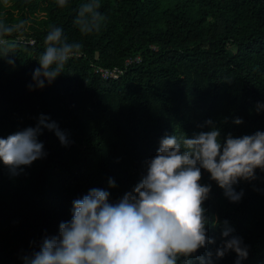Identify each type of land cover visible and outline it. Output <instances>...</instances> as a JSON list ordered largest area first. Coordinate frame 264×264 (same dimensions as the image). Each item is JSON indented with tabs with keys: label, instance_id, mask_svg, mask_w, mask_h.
Masks as SVG:
<instances>
[{
	"label": "trees",
	"instance_id": "16d2710c",
	"mask_svg": "<svg viewBox=\"0 0 264 264\" xmlns=\"http://www.w3.org/2000/svg\"><path fill=\"white\" fill-rule=\"evenodd\" d=\"M82 2L62 9L56 0H10L9 7L0 0V19L30 20L32 41L12 57L14 66L0 58V137L35 127L45 114L71 141L65 147L45 129L39 140L46 158L19 175L0 161V264H24L33 242L58 235L59 224L72 218V202L89 189L108 190L112 202L131 191L165 135L191 138L209 130L200 127L209 119L222 139L264 132V111H255L264 103V0H100L106 23L87 36L73 25ZM49 26L84 47L50 86L29 91ZM256 175L234 186L244 195L233 203L203 171L201 184L212 188L206 214L220 224L208 226L217 245L197 255L215 250L227 220L249 246L242 264H264V171ZM236 258L232 252L216 264Z\"/></svg>",
	"mask_w": 264,
	"mask_h": 264
},
{
	"label": "clouds",
	"instance_id": "9594fccd",
	"mask_svg": "<svg viewBox=\"0 0 264 264\" xmlns=\"http://www.w3.org/2000/svg\"><path fill=\"white\" fill-rule=\"evenodd\" d=\"M56 4L63 9L69 0H56ZM3 5L9 7L10 0H3ZM100 8V0H84L77 6L73 25L82 36L101 31L107 18ZM30 24V20L9 23L0 19V58L9 65H15L12 57L18 50L31 45ZM83 47L81 42H70L61 27L49 26L44 51L36 59L39 67L27 85L29 91L50 86L64 74L68 61L81 55ZM255 111H264V103L257 102ZM233 123L244 121L235 118ZM200 127L209 130L191 138L175 132L162 137L156 155L144 162L141 181L119 200L112 202L111 193L100 188H91L74 200L71 220L59 224L58 235L33 242V250L22 257L24 264H193V257L198 264H216L232 252L237 257L235 264H242L249 257V246L232 235L235 230L227 220L222 222V240L215 250L197 255L208 245H217L208 236V226L220 224L206 214L204 205L212 188L201 180L207 171L231 202H239L244 193L234 186L258 179L257 169L264 171V132L242 136L229 132L222 139L213 120ZM45 129L54 132L63 146L71 143L68 133L45 114H40L35 127L0 137V161L13 175L46 158L39 140ZM108 185L117 187L113 179Z\"/></svg>",
	"mask_w": 264,
	"mask_h": 264
},
{
	"label": "built area",
	"instance_id": "2783aa9c",
	"mask_svg": "<svg viewBox=\"0 0 264 264\" xmlns=\"http://www.w3.org/2000/svg\"><path fill=\"white\" fill-rule=\"evenodd\" d=\"M139 59V58H138ZM137 59V60H138ZM132 63V60L129 61V64ZM121 72H116V71H105V75L108 77H114V78H119L120 77Z\"/></svg>",
	"mask_w": 264,
	"mask_h": 264
}]
</instances>
